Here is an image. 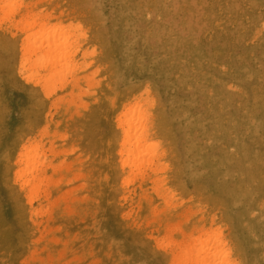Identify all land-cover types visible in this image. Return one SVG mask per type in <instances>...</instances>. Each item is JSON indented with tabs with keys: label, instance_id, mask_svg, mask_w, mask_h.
<instances>
[{
	"label": "rangeland",
	"instance_id": "1",
	"mask_svg": "<svg viewBox=\"0 0 264 264\" xmlns=\"http://www.w3.org/2000/svg\"><path fill=\"white\" fill-rule=\"evenodd\" d=\"M39 1L74 54L27 79L25 36L0 22V264H185L174 244L202 223L229 264H264V0ZM138 99L171 207L123 184L116 121ZM27 142L55 154L31 205L14 178Z\"/></svg>",
	"mask_w": 264,
	"mask_h": 264
},
{
	"label": "bare ground",
	"instance_id": "2",
	"mask_svg": "<svg viewBox=\"0 0 264 264\" xmlns=\"http://www.w3.org/2000/svg\"><path fill=\"white\" fill-rule=\"evenodd\" d=\"M42 6L40 5L39 0H0V17H1L0 22L2 24L8 25V28L20 27L22 35L25 36L22 40L23 55H22V59H21V66H18V67H21L20 68L21 74H23V71L25 73L29 71V68L27 69V65L32 66V67L36 66L38 68V70L35 73L33 72L29 76H27V79L33 78L35 80L34 77L40 79V76H41L40 71L46 70V71H50L52 73L51 77L49 78L50 80H52L54 76H56L57 74H59L60 72H62L64 70V67L67 66L68 63H70L71 58L73 57L74 52L72 51V45H73L72 42H75V40L72 41L70 39L74 35L73 33H72L73 35L71 34V31H73V29H75V28L74 27L71 28V26L70 27H68V26L64 27L63 24H59V25L51 27L50 22L52 19V14L51 13H44L43 11H45V9L43 10ZM37 26L41 27V29L38 30L37 32H34L35 28ZM50 28L52 30H50ZM58 31L63 32L64 34L56 35V32H58ZM75 36L77 37L79 35H75ZM75 36H74V38H75ZM80 36H82V35L80 34ZM72 39H73V37H72ZM20 47H22V46H20ZM86 54L87 53H85V55H83V57H85ZM33 56H36L34 61L31 60V57H33ZM59 67L61 68V71L57 72V69ZM20 71H17V72H20ZM89 79H91V78H89ZM45 81L46 80H44V82ZM77 81H78V79H77ZM39 82H43L42 77H41V81H39ZM39 82H38V84H39ZM79 82H82V81H79ZM87 83H90V82L88 81ZM46 85H47V83H46ZM138 95L140 96V94H138ZM146 101H148V100H146ZM142 102H143L142 100L138 99L134 103V105H132L128 108H126L127 106H124L123 112L120 113V116H119V118H117V121H116L118 129L121 130L120 134H122L121 140H120V145H119V151H118L120 163H118V164L120 167V171L122 173H124L127 170V174H126L127 176L123 180V184H125L126 186L130 185V184L131 185L132 184H138L139 185L138 188L142 192V194L144 195V199H145V194H147L148 192L146 193V191H143V188L145 187V184L147 182H149L152 185V190H154L153 192L156 193V195H158V196L161 195V197L163 198V201H166V203L169 205V203L166 200L167 199L166 198L167 192H166L165 186H163L161 184V181L159 180L158 177L153 178V176L157 175V173L160 172L162 169L165 170L166 166L163 167V162H162V160H163L162 156L163 155H162V153L157 152V147H158L157 143L152 142L151 127L147 123V119L149 117L148 116L149 114L148 113L146 114V112L144 111L147 108L142 109V106H143V105H141V104H143ZM145 103L147 104V102H145ZM148 105L149 104H147V106ZM211 133H213V132H211ZM52 134H54V133H52ZM33 142H35V141H33ZM33 142H27L26 144L22 145V147L20 146L21 147L20 151L18 149L19 152H18V154H16L17 158H16L15 165L19 166V164H20V165H22V168L18 172L15 173V177H14L16 182L17 181L20 182L19 186H20L21 190L28 189L29 205H31L32 201H35L34 199L38 198L39 193H41L40 192L41 184L46 183V182L42 183V181H43L42 179L44 176L43 173L46 170L45 168L46 167H48V169L53 168L54 167L53 159H55V158H53V155H55V154L52 153L53 155H51V159L48 158V160H47V157H45L44 161L40 160V156L42 153V152L40 153V151L42 149L40 150V145L38 143H33ZM48 144H50V143H48ZM52 148H53V146H52ZM59 152H61V150ZM43 156H41V157H43ZM54 157H56V156H54ZM46 160H47V162H46ZM55 162H56V160H55ZM59 162H61V161H59ZM59 162H57V163L59 164ZM58 164H56V166H60L63 163L60 165H58ZM68 165H69V163H68ZM68 165H67V168H68ZM56 169H59V167ZM47 177L50 178V175L46 176V178ZM44 181H46L45 178H44ZM55 181H57V180L55 179ZM49 182H51V180L48 181V183ZM121 184H119V185H121ZM58 185H60V184H58ZM46 188H44V189H46ZM47 191L48 190L46 189V191H44V192H47ZM123 191H125V190H123ZM26 195H27V193H26ZM127 196H129V194ZM171 196H172V193H171ZM45 198H46V196L44 197L43 200H45ZM61 198H63V197H61ZM124 198H125V196H124ZM151 199H153V198H151ZM168 199H170V197ZM124 201H126V199ZM52 203H53V200H52ZM36 205H38V204H36ZM129 206H130V204H129ZM188 207H190V206H188ZM151 208L153 210L155 207L154 208L151 207ZM42 209H45V208L42 207ZM33 210H34V208H33ZM36 210H37V208H36ZM48 210L50 211V209H48ZM137 211H139V210H137ZM161 211H162V209H161ZM32 212H34V211H32ZM37 212H41L40 206H39V211H37ZM153 212H154V210H153ZM156 212L158 213V211H156ZM42 213H45V212H42ZM181 213H183V212H181ZM126 214H127V212H126ZM193 214H195V213L193 212ZM125 215H123V217ZM128 216H129V214H128ZM132 217H134V215ZM210 218H214V217L211 216ZM32 219H34V218H32ZM184 219L186 220V218H184ZM185 220H183V217H182V221H185ZM28 221H31V219ZM210 223H212V222H210ZM33 224H35V223H33ZM177 224L179 225V222ZM146 225H147V223H146ZM168 227L169 228H167L166 230L170 229V226H168ZM171 227H174V225H171ZM124 228L126 229V226ZM163 229H165V228H163ZM221 229L219 227H217V226L215 227L214 225L209 224V223L208 224L202 223L200 225L198 224L194 228V231L192 233L193 235H191L187 238L188 243L186 245L183 244L182 245L183 247H182V246H180L181 244H179V242L178 243L176 242V244L173 243L176 246V248H179L181 251H183V254H182V252L180 254V255H182L183 262L185 264H229L230 263L229 262L230 254L227 251V249L225 248L226 246H225L224 242L222 241L223 238L221 237V232H220ZM175 230H176V228H175ZM163 232H165V231H163ZM172 232H174V231H172ZM164 234L167 235L166 233H164ZM165 237H168V236H165ZM183 237H187V236H184V234H183ZM169 238H171V237H169ZM151 240H152V238H151ZM185 240L186 239L182 240L183 243ZM169 242L171 243V241H169ZM166 243H168L167 238H166ZM166 243H165V245H166ZM170 243H168V244H170ZM185 243H186V241H185ZM157 244L158 243L154 244V246L155 245L157 246ZM180 255H177V256L180 257ZM172 256H174V255L172 254ZM117 262H120V261H117ZM170 262L172 263V261H170ZM173 262H175V261L173 260Z\"/></svg>",
	"mask_w": 264,
	"mask_h": 264
}]
</instances>
